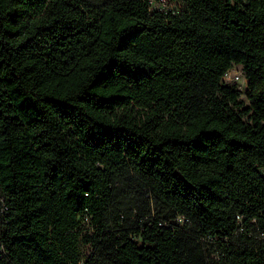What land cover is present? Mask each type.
Here are the masks:
<instances>
[{
    "label": "trees",
    "instance_id": "obj_1",
    "mask_svg": "<svg viewBox=\"0 0 264 264\" xmlns=\"http://www.w3.org/2000/svg\"><path fill=\"white\" fill-rule=\"evenodd\" d=\"M0 264H264V0H0Z\"/></svg>",
    "mask_w": 264,
    "mask_h": 264
},
{
    "label": "built area",
    "instance_id": "obj_2",
    "mask_svg": "<svg viewBox=\"0 0 264 264\" xmlns=\"http://www.w3.org/2000/svg\"><path fill=\"white\" fill-rule=\"evenodd\" d=\"M163 6L169 5V0H161ZM240 66H234L228 70L225 74V80L229 83H234L238 88L244 90L247 87V78L246 75Z\"/></svg>",
    "mask_w": 264,
    "mask_h": 264
},
{
    "label": "rangeland",
    "instance_id": "obj_3",
    "mask_svg": "<svg viewBox=\"0 0 264 264\" xmlns=\"http://www.w3.org/2000/svg\"><path fill=\"white\" fill-rule=\"evenodd\" d=\"M155 4H157L159 6V4L157 2H155ZM156 5V6H157ZM182 5L181 4H170V8H173V9H181ZM241 69V67H239ZM87 227H88V224H87ZM90 250V247L88 245H83V252L84 253H88Z\"/></svg>",
    "mask_w": 264,
    "mask_h": 264
}]
</instances>
